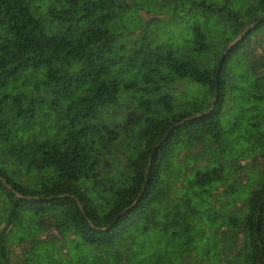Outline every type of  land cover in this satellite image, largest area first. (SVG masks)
I'll return each instance as SVG.
<instances>
[{
	"label": "trees",
	"instance_id": "16d2710c",
	"mask_svg": "<svg viewBox=\"0 0 264 264\" xmlns=\"http://www.w3.org/2000/svg\"><path fill=\"white\" fill-rule=\"evenodd\" d=\"M0 264H264V0H0Z\"/></svg>",
	"mask_w": 264,
	"mask_h": 264
},
{
	"label": "rangeland",
	"instance_id": "374dc122",
	"mask_svg": "<svg viewBox=\"0 0 264 264\" xmlns=\"http://www.w3.org/2000/svg\"><path fill=\"white\" fill-rule=\"evenodd\" d=\"M142 16L145 17V18H152V15L150 14H147V13H142Z\"/></svg>",
	"mask_w": 264,
	"mask_h": 264
},
{
	"label": "water",
	"instance_id": "95a60500",
	"mask_svg": "<svg viewBox=\"0 0 264 264\" xmlns=\"http://www.w3.org/2000/svg\"><path fill=\"white\" fill-rule=\"evenodd\" d=\"M229 49H230V46L227 48V50H226L225 53H227V52L229 51ZM222 59H223V58H222ZM222 59L220 60V64H221V62H222Z\"/></svg>",
	"mask_w": 264,
	"mask_h": 264
}]
</instances>
